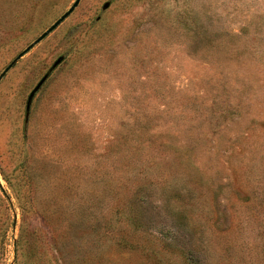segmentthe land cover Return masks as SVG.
Here are the masks:
<instances>
[{
  "label": "rangeland",
  "instance_id": "374dc122",
  "mask_svg": "<svg viewBox=\"0 0 264 264\" xmlns=\"http://www.w3.org/2000/svg\"><path fill=\"white\" fill-rule=\"evenodd\" d=\"M75 1L0 0V75ZM0 264H264V0H82L19 59Z\"/></svg>",
  "mask_w": 264,
  "mask_h": 264
},
{
  "label": "water",
  "instance_id": "95a60500",
  "mask_svg": "<svg viewBox=\"0 0 264 264\" xmlns=\"http://www.w3.org/2000/svg\"><path fill=\"white\" fill-rule=\"evenodd\" d=\"M82 0H76L74 4L70 7V9L64 13L47 31H45L34 43H32L25 51H23L14 61L11 65H9L4 72L0 75V81L5 75L8 73V71L18 62L19 59H21L25 54H27L32 48H34L37 44H39L41 41H43L50 33H52L57 27H59L73 12L74 10L79 6L80 2ZM55 68V67H54ZM49 74L43 78V80L39 83V85L34 89V91L30 94L29 102H28V108L31 103L32 98L34 97L36 91L41 87V85L45 82V80L48 78Z\"/></svg>",
  "mask_w": 264,
  "mask_h": 264
}]
</instances>
